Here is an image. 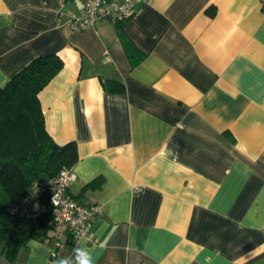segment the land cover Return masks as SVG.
Wrapping results in <instances>:
<instances>
[{
	"label": "crops",
	"instance_id": "0c3cea01",
	"mask_svg": "<svg viewBox=\"0 0 264 264\" xmlns=\"http://www.w3.org/2000/svg\"><path fill=\"white\" fill-rule=\"evenodd\" d=\"M82 0H0V87L38 55L49 136L75 142L68 191L97 212L84 238H31L13 261L264 264V11L260 0H150L123 30L71 28ZM122 83L123 92L103 82ZM92 181L95 183L88 185Z\"/></svg>",
	"mask_w": 264,
	"mask_h": 264
},
{
	"label": "trees",
	"instance_id": "16d2710c",
	"mask_svg": "<svg viewBox=\"0 0 264 264\" xmlns=\"http://www.w3.org/2000/svg\"><path fill=\"white\" fill-rule=\"evenodd\" d=\"M115 25L131 66H135L142 54L124 32L122 22ZM62 64L56 53L38 55L0 87V254L10 261L29 239H44L49 224L46 213L25 219L11 214L8 206L34 181L50 180L77 160L75 142L59 145L45 130L38 99V92ZM103 85L113 92H123L120 82L109 79Z\"/></svg>",
	"mask_w": 264,
	"mask_h": 264
},
{
	"label": "built area",
	"instance_id": "2783aa9c",
	"mask_svg": "<svg viewBox=\"0 0 264 264\" xmlns=\"http://www.w3.org/2000/svg\"><path fill=\"white\" fill-rule=\"evenodd\" d=\"M139 2L149 3L150 0H82L79 12L71 15V28L85 30L99 20H108L112 24L124 22L137 15ZM260 4L264 11V0H260ZM75 178L71 167H63L50 180L34 181L22 197L8 206V210L25 219H35L46 213L49 229L44 239L53 241L55 247L84 238L98 209L78 201L69 193L68 188Z\"/></svg>",
	"mask_w": 264,
	"mask_h": 264
},
{
	"label": "clouds",
	"instance_id": "9594fccd",
	"mask_svg": "<svg viewBox=\"0 0 264 264\" xmlns=\"http://www.w3.org/2000/svg\"><path fill=\"white\" fill-rule=\"evenodd\" d=\"M52 264H95V258L88 248L78 246L72 250L70 257L57 258Z\"/></svg>",
	"mask_w": 264,
	"mask_h": 264
}]
</instances>
